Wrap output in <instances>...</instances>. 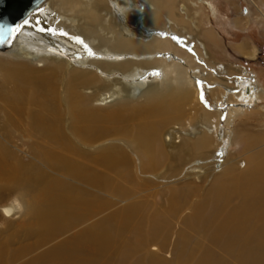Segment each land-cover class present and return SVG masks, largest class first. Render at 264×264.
Segmentation results:
<instances>
[{
  "label": "bare ground",
  "instance_id": "6f19581e",
  "mask_svg": "<svg viewBox=\"0 0 264 264\" xmlns=\"http://www.w3.org/2000/svg\"><path fill=\"white\" fill-rule=\"evenodd\" d=\"M251 1L255 4L254 0ZM140 2L142 3L141 0H46L38 10L21 22L10 47L0 51L16 58L12 61L13 64L10 61H0V76L2 79H15L25 87V92L29 88H41L45 93L50 91L54 98L58 90L55 87L62 85L63 94L65 97L69 96L74 110L80 109L79 116L86 123L99 119H114L112 122L118 123L140 117L143 121L139 122L140 125L124 128L122 131L128 138L126 141L137 150L138 154L130 150L137 159L128 157L119 144L105 143L106 147L99 162L126 169L128 177L134 167L137 174L140 171L147 178L157 176L156 173L167 165L165 174L159 177L167 179L170 178L167 173L182 168L183 163H202L199 168H188L185 176L194 179L196 184L212 179V186L205 192L203 200L196 202L186 224L189 223L195 229L193 232L200 233L204 230L206 234H210L209 239L215 248L228 253L239 264H264V165L254 163L253 159L239 161L225 158L230 145L240 135L239 130L234 132L232 129L235 118L246 112V106L255 105L262 100L264 89L258 85L253 73L242 67L237 66L240 68L239 75L234 79L229 76L224 78L230 73L227 68L229 65L212 69L215 75L221 76L220 83H216L217 79H209L216 84L211 81L204 83L213 91H223V96L222 100L211 104L220 112L228 107L226 127L220 131L216 111L209 112L200 106L196 82H203L200 77H207L203 67L196 64H204L200 60L202 47L192 44L187 33L190 25L180 17L183 0H147L145 7ZM144 3L145 1L143 5ZM255 6L264 17L262 9L256 4ZM182 7L189 15V7ZM193 24L199 32L193 40L199 43V38L208 39L204 41L207 48L209 43H215L213 35L201 29L200 22L193 19ZM236 24L246 25L241 19ZM177 29L178 33L175 35ZM237 50L244 58H255L257 54L256 47L252 45L249 49L247 43L241 44ZM208 55L212 58L211 53L208 52ZM179 56L183 57L185 64H182ZM34 62H37L39 68L44 67L48 75L43 74L44 71L32 72L28 69V64ZM87 67L100 76L87 70H78ZM231 84L234 86L231 87ZM87 91H90L88 95ZM140 92L144 96L154 97L143 108L123 106L124 102L130 101ZM65 97L64 105L68 106L69 99L67 101ZM89 100H93V103L99 102L96 106L100 108L115 102L119 106L114 107L108 115H100L94 111L96 108L89 109L86 106L85 103ZM233 101L237 104H232ZM183 103L194 107L197 114L195 121L189 122L187 126H179L184 113L177 106ZM175 107L177 110L173 112ZM123 108H127L130 114L125 115ZM190 116L188 114L189 118ZM53 117L59 118L58 113ZM41 118L37 116L34 121L33 129L36 134L45 131V136L59 143V146L67 141L64 136L66 134H61L62 129L54 127L55 124L46 121L44 117ZM176 122L179 124L176 125ZM170 123L175 125L163 131ZM107 141L127 143L119 138H110ZM82 145L93 147L84 143ZM0 149L5 150L1 143ZM52 155L44 153L39 157L53 162ZM56 158L66 175L90 185L106 187L103 180L95 178L96 176L82 169L74 160L66 156ZM238 170L240 173L236 174ZM41 175L43 179L46 178L45 173ZM179 176L176 177L177 180ZM50 185L51 189L46 187L41 192L44 195L42 201L36 206L34 203L30 206H34L30 213L36 220L35 230H27L25 234L23 227L17 234L9 235L0 245V264H167L160 253H166L169 244L160 245L158 241L163 238L161 234L167 233L168 236L171 233L167 232L169 227L160 209L158 213H155L156 209L151 212L153 216L150 219L145 216L146 212L145 215L142 214L144 217L136 218L141 207L138 210L136 206H131L109 217L95 220L104 209L105 202L79 192L82 185L75 182L72 186H65L54 180ZM57 186L62 190L59 193ZM194 186L175 189L172 196L170 195L171 202L176 201V195L179 194H198L199 189ZM179 198L181 197H177ZM234 200L238 204L232 205ZM170 205V213L176 212L177 205ZM1 209L5 219L13 218L18 213L16 205H5ZM255 219L257 225L253 224ZM185 225L184 227L187 226ZM252 225L255 227L249 231ZM183 237L186 235L179 237L177 254L199 255L201 247L206 243L203 246L197 245L198 249L191 252L192 248L188 249L190 238L186 240ZM30 239L33 241L27 242ZM205 249L207 251L204 255H200L199 259L194 258L196 264H224L216 252L212 251L213 248L210 251Z\"/></svg>",
  "mask_w": 264,
  "mask_h": 264
},
{
  "label": "rangeland",
  "instance_id": "374dc122",
  "mask_svg": "<svg viewBox=\"0 0 264 264\" xmlns=\"http://www.w3.org/2000/svg\"><path fill=\"white\" fill-rule=\"evenodd\" d=\"M141 1L142 3H140L143 7H145V5H147L148 3L147 0ZM143 1H145L144 5ZM254 2L264 12V0H254ZM255 4L252 3L251 0H188V2H184L183 0L180 6L181 8L179 7L181 11L183 10L182 12L180 11V17L184 18L183 20L190 25V28L187 27V33H189L188 37H191L190 41L193 45H198L199 48L202 47L200 49L202 55V57L200 56V60L203 61L204 64L200 65L201 63L198 62H196V64L198 65V67H203V69L205 70L204 75L207 78L200 77V81L203 82H196L199 89L200 106H202V108L209 112L216 111L215 113H217L220 131L224 130V128L226 127L228 107H224L221 110L222 112H220L213 106V102L222 100L223 91L219 89L213 91L207 86L208 84H206V82L204 83V81H211V83H215V81L213 80L216 79V83H220L221 79L219 77L221 76L215 75L212 69L217 70L218 67H227V65H229V67L227 68L228 71L230 70V73L225 77L223 75L222 76L225 79L228 76L234 79L239 75L238 71L240 70V68H237V66L242 67L243 69H247L251 73H253L252 75H254V78L255 80H257L258 85L264 89V17L261 16L262 14L259 13L260 11L257 9ZM182 6H185V8L187 6L189 7V15H187L188 13L186 14L184 12L185 9H182ZM142 12H144V8L142 9ZM193 19L200 22L202 24L201 29L205 32L207 30L206 33H211L213 35V38L216 40L215 43L208 44L209 49L207 48V46H205L206 44L204 43L206 38H199V43H197V40H193V38L199 34L198 29L193 24ZM240 19L244 23H246V25H237L236 21ZM168 21L169 20H167V22ZM174 21L176 24L178 23L176 20H173V22ZM177 25H179V23ZM178 30L179 29L175 30V35L178 33ZM182 36L185 37V35ZM207 40L208 39H206V41ZM200 41L202 42L200 43ZM246 43L249 46V49L252 45L256 47L257 54L255 58H244L242 54L240 55V52L237 49H239L241 44L244 45ZM190 49H192V45H190ZM208 52L211 53L212 58L208 55ZM173 53L175 54V52ZM159 55L162 54L159 53ZM203 55L205 56L203 57ZM169 56L171 55H168L167 57ZM15 59L16 58L12 54L0 53V61H10L11 64H13L14 62L12 63V61H14ZM179 59L182 60V64H185L182 56H179ZM209 59L211 61H209ZM31 64H28V69H30L32 72L40 70L41 72L44 71L43 74L48 75V72H45L44 67H38L37 62ZM48 67L50 66L48 65ZM78 70H87L97 74L96 72H93L92 68L90 67L84 69L78 68ZM15 83H17L15 79H4V77L2 79V76H0V143L4 145L5 149L4 151L0 149V241L2 240L0 242V245L5 242L6 238H9V235L17 234V232H19L23 227L25 228V234L27 233V230H31L29 232L35 230L36 220L34 219V217H32L31 208L36 206L38 202L42 201L44 195H41V192L46 187L51 189L52 186L50 185V183L55 180L65 186H72L74 182L77 185L81 184V191L79 192L90 194V197H95L100 201L105 202V204L103 205L104 209L95 220L109 217L114 213L122 211L131 206H136L138 210H140L141 207V210L136 213V218L144 217L142 216V214L145 215L144 213L146 212L147 215L145 216H148L147 219H150L153 216V213L151 212H154V210L156 209L155 213H158L157 211L160 209L159 211L160 213H162V217L165 218V222L168 224V227L170 229L172 228L171 230H169L168 228L167 231L169 232L168 234L171 233V236H167V233H163L161 234V238H163L159 239L158 241L160 245L169 244V247L166 249V253H164L165 251L160 253L161 257L167 261V264H192V262L193 264H196V260H194V258L199 259L200 255H204V252L207 251L205 248H208V251L212 250L213 248L212 251L216 252L218 257L222 259L224 264H239V262L235 258L228 255V253L224 251L221 252L220 249L215 248L214 243L209 239L210 234H206V231L204 232V230H201L200 233L193 232L195 229H192L189 223L186 224L188 220L187 217L192 214V210L196 205V202L198 203V201L203 200L205 192H208L212 186V179H209L206 182L201 181L202 183L199 182V184H196L193 182L194 179H189L185 176L188 172V168H199L202 163H198L197 161L190 164L185 163L186 165L183 163L182 168L185 167V170L179 168L177 170H174L173 172L167 173V176L170 177L168 179L159 178L160 176L165 174L167 165H164L163 168L159 170V172L156 171L158 177L152 176L150 178H147V176L141 175L140 171H138L137 174L134 167L131 170V174L129 175L130 177H128L126 169H123L122 167L115 168L112 166H108L106 163L103 164L99 162V158L103 155V150L106 147L105 145L117 143L121 147H123V149H121L125 151L128 157L131 156V158L135 157V159H137L135 154H132L130 151L132 150L133 152L138 154L137 150L135 149L134 145L126 141L128 138L125 134H122V131L124 130V128L138 126L139 122L142 123L143 121L140 117L135 119H127L126 121H121L118 123L112 122L114 121V119L111 121H104L102 119H99L97 121H90L86 123L82 120L81 116H79V114H81L79 112L80 109L78 108L74 110L69 96L66 95L65 97V95L63 94L64 88L62 85H57L55 87V89L57 88L58 90H56V95L54 98L50 91H47L46 94L44 90H41V88L36 89V87H33L32 89H26L25 92V87H22V85ZM56 84L60 83L56 82ZM233 86L234 84H231V87ZM89 92L90 91H87L86 95H88ZM217 93H219V95ZM226 93L228 94V92ZM142 95V92L137 93V95H135L133 99L128 102H124L125 104H123V106L131 107L133 109L143 108L145 104L147 105L148 102L154 97ZM45 97L51 99L48 100ZM64 97L67 101L69 99V101L67 102L68 106L64 105ZM262 97L263 99L255 105L246 107L243 106V108L245 107L244 109L246 112L242 113V115H238V117L235 118L232 129L234 132L235 130H239L240 135L238 140L230 145L228 156L225 157L226 160H229L230 158H234L239 161H248L253 159L255 161L254 163L260 164V166L264 165V95ZM85 104L89 109L96 108L94 109V111H97L98 113H100V115H108V112L110 114L111 111L114 110V107L116 108L117 106H119V104L115 102L111 103L108 106H101L100 108L96 106V104H99V102L93 103V100H89ZM232 104L237 103L233 101ZM181 105L182 104H179L180 107L177 106V108L182 113H184V117L181 121H179L180 124L176 122V125L179 124V126H187L189 122L197 118V114L195 113L194 107L191 108L189 105H187V103H183V105ZM177 108L175 107L172 111L174 112V110H177ZM126 109L127 108H123V110H125L124 114H130V112ZM73 110L75 111L74 113ZM218 111L220 113H218ZM57 113L59 118H54L53 116ZM188 114H191L190 118L188 117ZM37 116H41V119H43L44 117L46 121L54 123V127H58L60 130L62 129L61 134L63 132V135L66 134L64 136L67 141L62 142L63 144L59 146V143H56L45 136V131H41L38 132L39 134H36L33 127L34 121ZM182 121L185 122L183 123ZM173 125H175V123H170L163 129V131ZM110 128L112 130H110ZM77 132L80 134H77ZM110 138H119L122 141L125 140L127 143L123 144L124 142L122 143L119 141H107ZM82 143L91 145L93 147L88 148L87 146L82 145ZM44 153H50L51 155L53 154L51 157L54 158V161L51 162V160L40 158L39 156ZM63 156L74 160L75 163L82 169L96 176L95 178L103 180L106 187L90 185L86 182H82L81 180L76 179L75 177L66 175L62 170L60 163L56 162V157ZM239 166L242 168L244 167L242 164H239ZM42 173L46 174L45 179L42 178ZM239 173V170L236 171V174ZM177 176H179L178 178L180 181L176 179ZM196 182H198V180ZM188 185H195L194 188L199 189L198 194L194 193V195H192L193 198L192 196L188 195H184V198L182 194L181 196L179 194L176 195V201L171 202L172 200L170 199L172 198V192L175 189H182L185 186V188H187ZM57 188L59 189L57 193L62 191L58 186ZM201 189H203V191ZM177 197L181 198L177 199ZM181 199L184 200L182 201ZM177 200L179 201L177 202ZM188 202H190L191 204ZM32 203H34L35 205L30 207ZM172 203L177 205V207L176 212L170 213L171 208L170 210L168 209L169 207H171L170 204ZM181 203L185 207L183 205H180ZM233 204H238V201L234 200L232 205ZM5 205L17 206L18 213L15 217L9 219H5L3 217L1 208ZM182 208L184 209V211ZM168 211L170 215L168 214ZM147 212L150 214L148 215ZM178 213L181 215H179ZM167 220L172 222L170 223ZM8 221L12 222V224H10ZM211 221H213V219ZM253 224L257 225L256 219L255 221H253ZM184 225L186 227H184ZM174 226L177 228H174ZM253 227L255 226H250L249 231ZM175 233L179 234L175 235ZM205 234L206 237H204ZM127 235L128 234H126V236ZM181 235H186V237H183L186 240L190 238V240H188L190 246L188 249L192 248L190 249L191 252L193 251V249H198L196 247L199 244L203 246L206 243L207 245L205 244L203 246L204 248L201 247V251L198 253L199 255L196 254L194 256H180L177 254L176 246L180 240L179 237H181ZM212 235L213 234H211V236ZM166 236L168 238L170 236V239L166 238ZM201 236H203L204 238ZM30 240L27 242H32L33 240H35V238L31 241ZM211 243H213V246H211ZM217 252L221 254L219 255Z\"/></svg>",
  "mask_w": 264,
  "mask_h": 264
},
{
  "label": "water",
  "instance_id": "95a60500",
  "mask_svg": "<svg viewBox=\"0 0 264 264\" xmlns=\"http://www.w3.org/2000/svg\"><path fill=\"white\" fill-rule=\"evenodd\" d=\"M45 1L0 0V51L10 47V42L21 22L28 15L38 10Z\"/></svg>",
  "mask_w": 264,
  "mask_h": 264
},
{
  "label": "snow or ice",
  "instance_id": "6c2138e0",
  "mask_svg": "<svg viewBox=\"0 0 264 264\" xmlns=\"http://www.w3.org/2000/svg\"><path fill=\"white\" fill-rule=\"evenodd\" d=\"M10 31H12V30L10 29Z\"/></svg>",
  "mask_w": 264,
  "mask_h": 264
}]
</instances>
